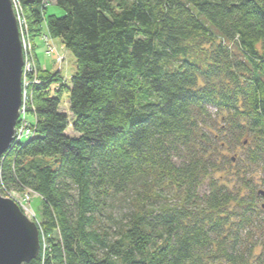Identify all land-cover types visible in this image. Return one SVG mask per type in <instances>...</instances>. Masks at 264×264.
Returning <instances> with one entry per match:
<instances>
[{
	"label": "trees",
	"instance_id": "trees-1",
	"mask_svg": "<svg viewBox=\"0 0 264 264\" xmlns=\"http://www.w3.org/2000/svg\"><path fill=\"white\" fill-rule=\"evenodd\" d=\"M45 1L16 0L30 39L76 69L40 71L0 162L3 197L42 201L25 264H264V0Z\"/></svg>",
	"mask_w": 264,
	"mask_h": 264
},
{
	"label": "water",
	"instance_id": "water-1",
	"mask_svg": "<svg viewBox=\"0 0 264 264\" xmlns=\"http://www.w3.org/2000/svg\"><path fill=\"white\" fill-rule=\"evenodd\" d=\"M23 53L12 0H0V158L11 148L21 105ZM264 197V191H259ZM40 251L38 225L0 194V264H25Z\"/></svg>",
	"mask_w": 264,
	"mask_h": 264
},
{
	"label": "rangeland",
	"instance_id": "rangeland-1",
	"mask_svg": "<svg viewBox=\"0 0 264 264\" xmlns=\"http://www.w3.org/2000/svg\"><path fill=\"white\" fill-rule=\"evenodd\" d=\"M46 10L47 14H52L57 17H61L64 15V12L62 9L58 8L56 4L54 3V0H46ZM13 4V2H12ZM13 9H16L15 6H13ZM19 16L21 17V20L24 19L22 15V11L19 10ZM25 19L24 23L21 25V28L23 29V37L21 38V41L23 39L25 48H26V58L29 59L30 63L33 65L36 74L39 78L40 71H48V72H57L60 73V75L63 78L64 84H68L70 82V78L75 72L76 69V63L74 57L71 55L69 51H67L63 45L61 44L60 40H53L54 44V52L51 53L50 55H46L44 52V46L43 43L39 38L33 42L30 39V36L28 34V29L25 24ZM60 56V58H63V62L61 65H59L58 62H56L57 57ZM40 79V78H39ZM26 97L27 101L32 98L33 99V92L29 89L26 92ZM30 103L26 105L27 108V117L28 119H31L32 115L28 112V108H30ZM30 110V109H29ZM60 111H63L69 115L68 111V105H67V97L66 94L63 95L62 97V104L60 105L59 108ZM69 135H72V132L70 130L67 131ZM4 156V155H3ZM2 156V157H3ZM2 157L0 158V162L2 160ZM261 177L264 178V172L260 174ZM11 200L18 202L20 206L23 208L21 209V212L31 221L37 223L41 222V210H42V201L40 197H38L35 194L29 195V197H26L25 192L22 193H16L11 196ZM126 207V205H125ZM123 207L122 202H116L114 204V207L112 208L111 215L113 219H118L120 218L123 210L127 211L129 207L125 208ZM104 222L107 223V226L115 228L116 226H113V221L108 220L106 217H104ZM39 239H40V231H39ZM254 242L256 244H260L264 242L263 236L256 235L254 238ZM40 252V251H39ZM259 249L255 250V255H259Z\"/></svg>",
	"mask_w": 264,
	"mask_h": 264
},
{
	"label": "built area",
	"instance_id": "built-area-1",
	"mask_svg": "<svg viewBox=\"0 0 264 264\" xmlns=\"http://www.w3.org/2000/svg\"><path fill=\"white\" fill-rule=\"evenodd\" d=\"M12 2H13V6H15V9H16L15 15L17 19L18 29L20 33V40H21V38L23 37V29L21 28V25L24 23V19L21 20V17L19 16L20 9L18 7L16 0H12ZM40 39L43 43L45 54L50 55L51 53H53L55 47L53 44V39L50 37V35L47 32H42L40 34ZM21 47H22V53H23V67H22V75H21L22 97H21V105L19 108V115H18V119L16 122L11 147L16 144H21L33 136L34 129L31 126L32 120L28 119L26 115L27 114L26 105L30 103L31 107L28 108L29 113L34 110V107L32 105V98H30L27 101L26 92L29 89L33 92V89L41 83V80L38 78L33 65L30 63L29 59L26 58V48H25L23 39L21 41ZM56 62H58L59 65H61L63 62V58H60V56H58L56 59ZM14 194L16 193H12L8 195L6 198L11 199L12 198L11 196ZM25 194H26V197L27 196L29 197V195H32L34 193H31L30 191H25ZM16 204L18 205L20 210L23 208L22 206H20L21 204L19 205L18 202H16Z\"/></svg>",
	"mask_w": 264,
	"mask_h": 264
},
{
	"label": "flooded vegetation",
	"instance_id": "flooded-vegetation-1",
	"mask_svg": "<svg viewBox=\"0 0 264 264\" xmlns=\"http://www.w3.org/2000/svg\"><path fill=\"white\" fill-rule=\"evenodd\" d=\"M263 203H264V199H263ZM263 208H264V206H263Z\"/></svg>",
	"mask_w": 264,
	"mask_h": 264
},
{
	"label": "crops",
	"instance_id": "crops-1",
	"mask_svg": "<svg viewBox=\"0 0 264 264\" xmlns=\"http://www.w3.org/2000/svg\"><path fill=\"white\" fill-rule=\"evenodd\" d=\"M56 2V0H54V3Z\"/></svg>",
	"mask_w": 264,
	"mask_h": 264
}]
</instances>
